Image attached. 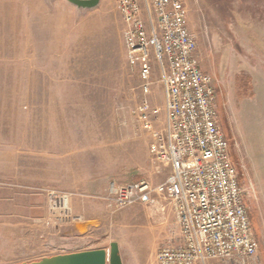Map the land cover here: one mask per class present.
I'll return each mask as SVG.
<instances>
[{"label":"rangeland","instance_id":"rangeland-1","mask_svg":"<svg viewBox=\"0 0 264 264\" xmlns=\"http://www.w3.org/2000/svg\"><path fill=\"white\" fill-rule=\"evenodd\" d=\"M184 2L249 189L258 242L250 264H264V0ZM123 29L114 0L89 10L66 0H0V264L112 243L125 264H158L161 247L178 245L170 202L114 211L104 199L111 182L157 185L168 173L156 174L150 135L134 115L142 94ZM158 80L155 68L149 98L160 127Z\"/></svg>","mask_w":264,"mask_h":264},{"label":"built area","instance_id":"built-area-1","mask_svg":"<svg viewBox=\"0 0 264 264\" xmlns=\"http://www.w3.org/2000/svg\"><path fill=\"white\" fill-rule=\"evenodd\" d=\"M114 1L124 24L126 57L140 80L142 98L134 115L150 135L156 174L168 173L157 185L111 182L104 199L114 211L160 199L170 202L179 242L158 250V264H250L258 242L247 206L249 189L241 185L232 161L216 89L201 68L184 0ZM155 68L164 92L160 127L159 109L149 98Z\"/></svg>","mask_w":264,"mask_h":264},{"label":"water","instance_id":"water-1","mask_svg":"<svg viewBox=\"0 0 264 264\" xmlns=\"http://www.w3.org/2000/svg\"><path fill=\"white\" fill-rule=\"evenodd\" d=\"M78 9H94L101 0H66ZM20 264H122L118 246L112 243L110 249H97L78 253L56 255L32 263Z\"/></svg>","mask_w":264,"mask_h":264},{"label":"crops","instance_id":"crops-1","mask_svg":"<svg viewBox=\"0 0 264 264\" xmlns=\"http://www.w3.org/2000/svg\"><path fill=\"white\" fill-rule=\"evenodd\" d=\"M97 249H107V247L103 246V247L92 249V250H97ZM118 250H119V255H120V258H121V262H122V264H125L126 263V259H125L126 258V254L122 252V249H121V247L119 245H118ZM87 251H91V250H87ZM69 253H78V252L77 251H70V252H64V253H61V254H58V255L69 254Z\"/></svg>","mask_w":264,"mask_h":264},{"label":"trees","instance_id":"trees-1","mask_svg":"<svg viewBox=\"0 0 264 264\" xmlns=\"http://www.w3.org/2000/svg\"><path fill=\"white\" fill-rule=\"evenodd\" d=\"M245 96L250 97L249 95H245Z\"/></svg>","mask_w":264,"mask_h":264}]
</instances>
